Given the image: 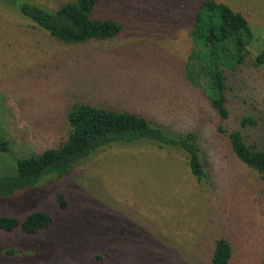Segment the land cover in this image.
Returning <instances> with one entry per match:
<instances>
[{
  "label": "rangeland",
  "instance_id": "obj_1",
  "mask_svg": "<svg viewBox=\"0 0 264 264\" xmlns=\"http://www.w3.org/2000/svg\"><path fill=\"white\" fill-rule=\"evenodd\" d=\"M28 1L57 9L73 0ZM217 1L244 14L256 34L241 66H222L227 119L211 104L205 51L192 34L202 0H101L96 14L123 28L80 44L0 0V137L11 144L0 151V176L64 142L77 102L136 113L169 135L196 132L207 171L197 180L171 146L108 144L64 176L0 197V217L43 210L54 219L37 234L0 228V264H213L222 238L232 246L228 264L263 263L264 179L236 155L228 132L264 149V66L254 65L264 51V0ZM244 117L255 124L242 126Z\"/></svg>",
  "mask_w": 264,
  "mask_h": 264
},
{
  "label": "trees",
  "instance_id": "obj_2",
  "mask_svg": "<svg viewBox=\"0 0 264 264\" xmlns=\"http://www.w3.org/2000/svg\"><path fill=\"white\" fill-rule=\"evenodd\" d=\"M6 2L30 19L35 27H40L68 44L112 39L123 28L122 23L114 18L96 14V7L101 0H73L57 9H48L28 0ZM192 34L199 47L202 46L205 51L200 60L206 70L205 85L212 92L211 104L222 119H227L228 86L222 66H241L246 61L248 47L256 34L244 14L217 0H202ZM254 65L264 66V51L257 54ZM68 122L71 129L64 142L39 154L19 158L15 174L0 176V197L18 196L51 175L64 176L78 162L90 157L98 149L116 142L132 145L138 141H150L160 147L181 149L185 152L190 170L197 180L202 181L207 177L201 157L202 147L194 131L169 135L136 113L116 112L86 102L75 103L68 115ZM241 124L244 127L254 125L255 120L244 117ZM220 130L227 132L224 128ZM228 135L236 155L264 179V149L248 144L241 130L230 131ZM10 149V141L0 137V151L9 152ZM58 202L61 207H65L63 193L59 194ZM53 222V216L49 212L36 210L23 219L1 216L0 228L6 231L20 228L24 233L37 234L50 228ZM231 257V244L223 238L218 240L213 264H228Z\"/></svg>",
  "mask_w": 264,
  "mask_h": 264
}]
</instances>
